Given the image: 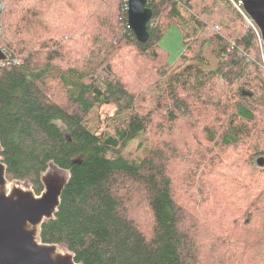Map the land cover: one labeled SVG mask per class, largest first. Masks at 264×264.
I'll use <instances>...</instances> for the list:
<instances>
[{
  "label": "trees",
  "instance_id": "1",
  "mask_svg": "<svg viewBox=\"0 0 264 264\" xmlns=\"http://www.w3.org/2000/svg\"><path fill=\"white\" fill-rule=\"evenodd\" d=\"M148 6L141 42L128 0H0L7 177L41 194L51 165L70 173L41 241L80 264H264L258 35L229 0ZM171 25L185 42L175 63L160 42ZM108 104L115 132L92 131ZM137 140L141 154L129 149Z\"/></svg>",
  "mask_w": 264,
  "mask_h": 264
},
{
  "label": "water",
  "instance_id": "2",
  "mask_svg": "<svg viewBox=\"0 0 264 264\" xmlns=\"http://www.w3.org/2000/svg\"><path fill=\"white\" fill-rule=\"evenodd\" d=\"M243 1L264 43V0ZM148 3L149 0H128L129 25L141 42L150 38L148 23L153 10ZM8 60L9 55L0 46V63ZM1 153L0 142V264H80L70 250L41 241L43 222L55 217L70 173L51 165L42 177L44 190L37 194L31 185L25 187L20 180L8 179ZM258 162L263 166L264 158Z\"/></svg>",
  "mask_w": 264,
  "mask_h": 264
},
{
  "label": "rangeland",
  "instance_id": "3",
  "mask_svg": "<svg viewBox=\"0 0 264 264\" xmlns=\"http://www.w3.org/2000/svg\"><path fill=\"white\" fill-rule=\"evenodd\" d=\"M186 14V12H185ZM243 22V20H242ZM33 25H35L33 23ZM32 25V26H33ZM161 45L167 51L169 62L175 63L180 58V55L184 52L185 49V42L184 37L176 25H171L166 31L164 32L161 40ZM260 44V42H259ZM115 106L113 104L103 105L95 109V112L92 116L88 118V125L92 129V131L99 130H106L108 133L112 134L115 132ZM144 145H139V141L135 142L130 146V152L133 151V154H141ZM187 167L183 165L180 166V170L182 175L184 176V170ZM22 185L25 187H30L29 183L22 182ZM178 193L182 195L183 200L188 205H196L198 203L196 201V191L194 189L189 188L187 185H183V183L179 184ZM138 201V200H137ZM141 205L139 206V210L146 208L145 202L143 200L140 201Z\"/></svg>",
  "mask_w": 264,
  "mask_h": 264
},
{
  "label": "built area",
  "instance_id": "4",
  "mask_svg": "<svg viewBox=\"0 0 264 264\" xmlns=\"http://www.w3.org/2000/svg\"><path fill=\"white\" fill-rule=\"evenodd\" d=\"M235 10L243 17L244 21L255 30L258 35L259 42L261 45V52H262V66L264 67V43L262 40V36L260 30L253 19L247 14L244 8V1L243 0H229Z\"/></svg>",
  "mask_w": 264,
  "mask_h": 264
}]
</instances>
